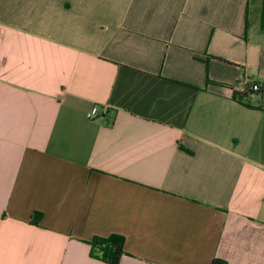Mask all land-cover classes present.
<instances>
[{
    "label": "crops",
    "instance_id": "crops-1",
    "mask_svg": "<svg viewBox=\"0 0 264 264\" xmlns=\"http://www.w3.org/2000/svg\"><path fill=\"white\" fill-rule=\"evenodd\" d=\"M249 79L264 0H0V264H264Z\"/></svg>",
    "mask_w": 264,
    "mask_h": 264
},
{
    "label": "trees",
    "instance_id": "trees-1",
    "mask_svg": "<svg viewBox=\"0 0 264 264\" xmlns=\"http://www.w3.org/2000/svg\"><path fill=\"white\" fill-rule=\"evenodd\" d=\"M240 83V82H239ZM238 83V84H239ZM258 87L254 90V87ZM260 97V103L264 104V83L249 79L244 86L243 91L234 90L233 96L240 102L251 106V97ZM37 215L34 222L38 223ZM91 255L99 258L107 264H120L121 258L124 255L125 238L120 235L113 234L109 237H94L91 242ZM212 264H227L220 259L213 260Z\"/></svg>",
    "mask_w": 264,
    "mask_h": 264
},
{
    "label": "built area",
    "instance_id": "built-area-1",
    "mask_svg": "<svg viewBox=\"0 0 264 264\" xmlns=\"http://www.w3.org/2000/svg\"><path fill=\"white\" fill-rule=\"evenodd\" d=\"M246 82L247 81L240 82L239 84H237V88L235 90L236 91H243ZM257 89H258V87L255 86L254 90H257ZM108 112H109V109L107 107L100 106V105H94V107L87 114V118L89 120H94L96 118H105L107 116Z\"/></svg>",
    "mask_w": 264,
    "mask_h": 264
}]
</instances>
